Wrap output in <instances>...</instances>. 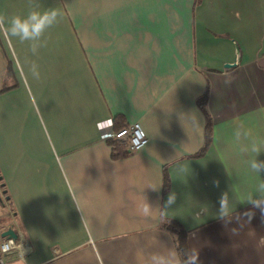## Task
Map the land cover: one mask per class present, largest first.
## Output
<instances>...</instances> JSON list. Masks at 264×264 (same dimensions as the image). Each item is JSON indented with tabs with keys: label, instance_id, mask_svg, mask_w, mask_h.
Masks as SVG:
<instances>
[{
	"label": "crops",
	"instance_id": "obj_1",
	"mask_svg": "<svg viewBox=\"0 0 264 264\" xmlns=\"http://www.w3.org/2000/svg\"><path fill=\"white\" fill-rule=\"evenodd\" d=\"M38 2L63 12L38 55L0 31V235L30 245L5 264H181L161 216L188 232L190 264H264V213L246 202L264 173L234 136L242 124L264 139V0ZM28 11L29 0H0L6 17ZM205 90L211 140L192 156ZM115 115L148 139L123 157Z\"/></svg>",
	"mask_w": 264,
	"mask_h": 264
},
{
	"label": "clouds",
	"instance_id": "obj_2",
	"mask_svg": "<svg viewBox=\"0 0 264 264\" xmlns=\"http://www.w3.org/2000/svg\"><path fill=\"white\" fill-rule=\"evenodd\" d=\"M63 18V12L59 8H46L41 10L38 0H29V11L27 15H16L6 17L0 14V31H3L9 39H15L19 43H27L29 51L33 56L39 54V50L47 46L48 31L58 25ZM29 73L34 79L40 78L39 66L33 61L29 65ZM235 140L239 146L241 154H247L249 151L254 153V158L247 160L252 173L260 178V174L264 173V160L256 159L261 151H264V139H257L253 136L251 129H246L242 124L238 125L234 132ZM183 171V167L180 168ZM159 188V187H158ZM157 187H152L153 190H158ZM256 193L258 198H254L253 194L249 193L246 202L250 203L253 208H259L264 213V180L259 179L256 185ZM176 194L170 192L168 194L165 208L174 204ZM220 218L225 220L229 215L228 195L227 192L222 193L219 201ZM152 205L144 197V202L139 208V211L148 215Z\"/></svg>",
	"mask_w": 264,
	"mask_h": 264
},
{
	"label": "trees",
	"instance_id": "obj_3",
	"mask_svg": "<svg viewBox=\"0 0 264 264\" xmlns=\"http://www.w3.org/2000/svg\"><path fill=\"white\" fill-rule=\"evenodd\" d=\"M198 2L199 0H195V3ZM207 97H208V93L207 90H205V92L196 100L198 106L203 110L205 114L206 124H205V132H204V144L202 148L192 156L201 155L206 150L211 140V121L205 109ZM119 118H120L119 115H115L113 117L114 129H117L122 126V124H119V120H118ZM114 143H116L117 144L116 146H118L119 148L118 151L113 155V157H123L129 153V151L125 148V146H123V144H121L122 146H119L120 143L116 141H114L113 144ZM116 146H113L114 150H116ZM167 189H168V178L166 172L164 171L162 190H164L165 192ZM159 227L169 232L170 235L172 236L173 243L175 245L181 264H190L189 256H188V245H187L188 232L183 228V226L173 219L161 216Z\"/></svg>",
	"mask_w": 264,
	"mask_h": 264
},
{
	"label": "built area",
	"instance_id": "obj_4",
	"mask_svg": "<svg viewBox=\"0 0 264 264\" xmlns=\"http://www.w3.org/2000/svg\"><path fill=\"white\" fill-rule=\"evenodd\" d=\"M109 138L123 144L129 152L138 151L148 141L138 122L126 123L117 129H113ZM0 196L4 201V195L1 191ZM29 251L30 245L21 233L16 232L15 237L0 235V264H5L8 255L16 254L23 259Z\"/></svg>",
	"mask_w": 264,
	"mask_h": 264
},
{
	"label": "water",
	"instance_id": "obj_5",
	"mask_svg": "<svg viewBox=\"0 0 264 264\" xmlns=\"http://www.w3.org/2000/svg\"><path fill=\"white\" fill-rule=\"evenodd\" d=\"M225 66H226V67H230V66H232V65L227 64V65H225ZM2 235H3V236L8 235V236L15 237V236H16V233H15L12 229H8V230L4 231V232L2 233Z\"/></svg>",
	"mask_w": 264,
	"mask_h": 264
}]
</instances>
